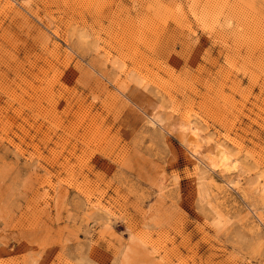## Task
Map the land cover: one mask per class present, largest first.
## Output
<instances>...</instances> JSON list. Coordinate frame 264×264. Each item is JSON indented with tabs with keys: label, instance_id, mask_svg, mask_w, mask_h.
I'll list each match as a JSON object with an SVG mask.
<instances>
[{
	"label": "rangeland",
	"instance_id": "374dc122",
	"mask_svg": "<svg viewBox=\"0 0 264 264\" xmlns=\"http://www.w3.org/2000/svg\"><path fill=\"white\" fill-rule=\"evenodd\" d=\"M0 264H264V0H0Z\"/></svg>",
	"mask_w": 264,
	"mask_h": 264
},
{
	"label": "bare ground",
	"instance_id": "6f19581e",
	"mask_svg": "<svg viewBox=\"0 0 264 264\" xmlns=\"http://www.w3.org/2000/svg\"><path fill=\"white\" fill-rule=\"evenodd\" d=\"M190 131H189V133H190L191 136H189L190 139L187 140V141H190V143H192L194 146H198V143L199 142L197 141L198 140L197 139V135L194 132H192V131L190 132ZM186 147H188V146H186ZM192 150H193V148H192ZM219 150L216 151V152H214V153H212V154H210L208 157L206 156L207 159H205V160H208L209 161V164L211 165V168L214 167V166H217V163L223 162V160H225V156H224L223 152L221 150L220 151Z\"/></svg>",
	"mask_w": 264,
	"mask_h": 264
}]
</instances>
